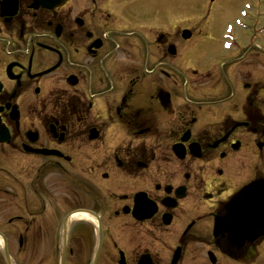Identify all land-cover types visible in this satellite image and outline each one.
I'll return each instance as SVG.
<instances>
[{
    "label": "flooded vegetation",
    "instance_id": "obj_1",
    "mask_svg": "<svg viewBox=\"0 0 264 264\" xmlns=\"http://www.w3.org/2000/svg\"><path fill=\"white\" fill-rule=\"evenodd\" d=\"M174 3L0 0V264H264L214 231L264 180V56Z\"/></svg>",
    "mask_w": 264,
    "mask_h": 264
},
{
    "label": "rangeland",
    "instance_id": "obj_2",
    "mask_svg": "<svg viewBox=\"0 0 264 264\" xmlns=\"http://www.w3.org/2000/svg\"><path fill=\"white\" fill-rule=\"evenodd\" d=\"M210 0H174V5L176 4L177 7V24L181 27L188 26L189 28L197 29V31L205 32L206 30H212L215 28L217 32L221 30L223 31V28L229 23L233 24L235 21V18H238L240 14V10L245 11V16L241 17L242 23L246 26L251 27V37L253 35H256L257 31L264 26V0H216L215 4H211L213 6L212 12L209 14V18L207 19V22H202L204 17H206L208 13V6H209ZM211 2V1H210ZM245 4H248V8H245ZM174 13V11H173ZM172 13V14H173ZM186 18L188 19L187 21ZM192 18V19H191ZM193 25V26H191ZM233 31L235 33L239 31H246L239 29V27L234 26ZM247 33L242 34L241 41L244 42V40H249L250 35L247 34V38H245L244 35ZM258 47L264 50V36H256L255 42ZM220 44V41H219ZM219 46V45H218ZM257 49V48H256ZM205 52V49H202V52ZM258 51V50H257ZM261 56H264V53H260L261 51H258ZM219 55L217 52V49L214 48L211 55H210V61L212 59ZM186 59V58H185ZM208 62V55L207 58L200 59L197 62L193 63V67L197 69H203L206 67V64ZM185 68V67H184ZM179 68V74L178 77L184 82L186 80L185 76V69ZM196 73H201V71L196 70ZM200 79H195L197 81H202V77ZM195 76V78H198ZM143 88V87H141ZM140 92L142 93L140 97V101L142 104H147V100L145 97V91L144 89H140ZM60 240H58L59 243ZM3 264V263H2Z\"/></svg>",
    "mask_w": 264,
    "mask_h": 264
},
{
    "label": "water",
    "instance_id": "obj_3",
    "mask_svg": "<svg viewBox=\"0 0 264 264\" xmlns=\"http://www.w3.org/2000/svg\"><path fill=\"white\" fill-rule=\"evenodd\" d=\"M264 182L255 183L244 188L228 205L225 219L216 221L221 231L236 233L264 232ZM220 230V228H218ZM240 234V233H239ZM241 236V234H240Z\"/></svg>",
    "mask_w": 264,
    "mask_h": 264
}]
</instances>
